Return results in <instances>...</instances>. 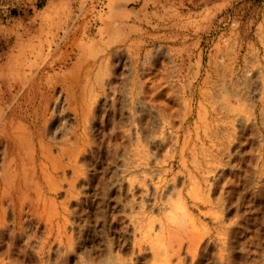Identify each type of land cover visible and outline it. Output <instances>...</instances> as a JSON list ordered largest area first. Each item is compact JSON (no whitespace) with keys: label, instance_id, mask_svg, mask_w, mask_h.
Wrapping results in <instances>:
<instances>
[{"label":"rangeland","instance_id":"obj_1","mask_svg":"<svg viewBox=\"0 0 264 264\" xmlns=\"http://www.w3.org/2000/svg\"><path fill=\"white\" fill-rule=\"evenodd\" d=\"M0 264H264V0H0Z\"/></svg>","mask_w":264,"mask_h":264}]
</instances>
